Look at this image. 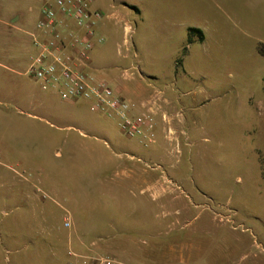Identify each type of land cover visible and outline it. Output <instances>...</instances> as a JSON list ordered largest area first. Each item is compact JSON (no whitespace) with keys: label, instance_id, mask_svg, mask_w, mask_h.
I'll return each instance as SVG.
<instances>
[{"label":"rangeland","instance_id":"rangeland-1","mask_svg":"<svg viewBox=\"0 0 264 264\" xmlns=\"http://www.w3.org/2000/svg\"><path fill=\"white\" fill-rule=\"evenodd\" d=\"M103 1L108 9L131 8L127 10L135 23L131 48L123 45L121 24L108 33L104 49L95 51L104 73L124 65L122 52L159 87L204 103L196 117L205 125L198 135L201 142L196 138L192 146L169 143L168 155L161 147L157 159L151 160L148 154L158 147L138 146L133 151L143 159L140 165L165 171L170 174L167 184L183 188L157 194V216L173 211L178 216L188 205L191 217L206 208L221 220L214 229L220 244L227 241L230 249L223 253L219 249L221 254L213 259L202 254L185 264H240L244 251L253 253L251 264H264V0H97V4ZM42 9L43 0H0V264H69L70 250L121 261L113 257L116 243L110 250L104 246L101 235L106 226L88 223L90 201L83 193L84 188L94 190L88 197L93 196L95 213L101 215L106 197L103 200L100 184H111L115 168L85 153L114 156L127 152L135 141L121 132L116 120L92 112L88 102L62 101L57 92L42 91L27 73L35 53L30 34ZM191 29L200 30L204 41ZM187 101L192 105L191 98ZM218 139L226 143L219 145ZM31 182L40 189L43 217L17 218L13 213L24 211L18 206V190ZM54 188L61 193L56 195ZM11 194L16 196L10 199ZM71 200L77 208L70 207ZM21 202L25 205L22 196ZM113 202H106L107 207ZM69 208L77 216L66 227ZM142 214V209L129 208L119 219L141 220ZM23 219L30 222L12 223ZM141 227L133 226L137 232ZM169 229L158 225L157 238ZM35 232L42 235L35 238ZM195 232L187 238L196 241L205 235ZM159 245L155 264H180L167 263ZM129 257H134L132 248Z\"/></svg>","mask_w":264,"mask_h":264},{"label":"crops","instance_id":"crops-1","mask_svg":"<svg viewBox=\"0 0 264 264\" xmlns=\"http://www.w3.org/2000/svg\"><path fill=\"white\" fill-rule=\"evenodd\" d=\"M105 4L106 1L97 4V0H92V9L98 10L104 14V19L99 22L97 28V30L99 29V34L102 36L97 33L98 36H104L103 38L105 40L107 36L109 37L108 33L111 31L114 32L115 27L117 29L121 24L123 25L122 28L124 31V22H132L135 34L132 9L127 6L126 8H119L114 5L110 6L108 9ZM127 9L131 10L128 11ZM111 22H114L113 24L115 26ZM72 29L75 30L74 25H72ZM77 33H79V31H77ZM122 42L123 45H125L124 38ZM120 45L122 46V44H119V48H121ZM103 49V43L96 44V48L92 55V69L90 74L97 80H103L109 83L118 94L136 106V111L151 113L156 121V140L154 143L147 145L140 140H134L135 146L127 147V152L115 153L114 156L104 152L100 154L94 153L95 155L92 151V154H88L89 152L85 153L91 157V160L94 158L96 161H99L101 165L109 162L110 165L115 168L111 171L113 175L110 180L111 184L108 187H104L100 184V192L102 193L103 200L106 197L105 200L107 203L111 200L114 201L112 205H109L110 208L107 207L108 204L106 202H102L101 215L95 213L96 205L93 206L92 204L93 196L88 197V194L93 193L94 190L91 188L83 189L86 202L90 201V205L86 206V209L89 210L85 212L86 217H88V223L106 226L102 227L103 233L101 235V239L105 242L104 246H106V250H110V245L116 243V256L113 257H116L126 264H155L158 243L160 244L159 247L164 253L163 257L166 259L167 263L185 264L187 261L194 259V257H199L202 254H207L210 259H213L214 255L219 256L221 254L219 249L222 253L223 251H228L230 245H228L227 241L221 245L220 240L217 238L216 229H214L215 226L221 223V220H219V216L214 214V212L211 213V210L202 208L199 214L191 217L190 208L186 205L183 207L184 210H180L181 212L178 216L174 211L164 216H157L155 209L158 197L157 194L172 193L179 188L183 191V188L181 186L167 184V178L170 174L168 175L165 171L160 172L146 165H140L143 159L133 154V151H138V146L144 149L158 147L154 154H148L147 157L151 160L152 158L157 159L160 153L158 149L161 147L166 148V154L168 155L170 149L167 146L169 143L170 145L176 142L188 146L195 145L196 138L200 141V137L198 136L199 132H201V129L202 131L205 129V125H202V122L196 119L198 115L197 111H204V103H200L201 101L198 102L195 97H189L186 93H180L173 89L168 91L165 87H159L156 80L148 79L133 63H129V57L122 52L121 55L124 65H119L120 67H114L109 72L107 71L104 73L105 68L101 65L102 59L98 54L96 57L94 56L96 50L99 52ZM187 98H191L192 105L189 104ZM81 134L86 136L83 131ZM206 139L207 138H204L203 140ZM216 141L219 145H224L226 143L221 139ZM97 175L98 174H96L95 177H97ZM39 192L40 189H37L34 183L29 186H24L22 191L18 190L20 194L18 206L23 207L24 211L21 209V212L13 214H18L19 216L17 218L42 219L44 208H41L40 196L38 195ZM53 192L58 195L61 193V190L59 188H54ZM15 196L16 194H11L10 199ZM21 196L25 205L21 202ZM163 198L164 196L159 197L160 200ZM1 202H3L2 199L0 203ZM72 204L74 208L78 207V205L71 200V208ZM129 208L137 211L142 209L143 214L141 220L134 219L130 221L126 218L123 220L119 219L125 215V209ZM7 213L6 216L11 215V213L10 215L9 212ZM65 215L70 218L71 224L72 219L77 216L76 212L71 209L70 211L67 210ZM116 215L118 219L115 217ZM97 219H100V221L98 222ZM28 222L30 221H25L23 219L22 221H13L12 223L21 225L22 223L26 224ZM158 225L170 227V229L163 236H159V238H157L158 236L156 235V227ZM175 225L179 226L172 227ZM133 226H142L138 229L140 234ZM190 226H192V228H189ZM195 231H204L202 233H205V235L196 241H194L192 237L187 238L189 234L195 235ZM114 233L117 237L115 240L113 239ZM36 234H38V237L42 235L41 233L35 232V238ZM130 246L132 251H134L132 260L129 257L131 251ZM90 247L93 249L92 244ZM91 248L89 249L91 250ZM137 255L140 257L139 261L136 259ZM241 256V260L244 262L241 261L240 264H246L247 262H249V264L252 263V252L247 253L244 251Z\"/></svg>","mask_w":264,"mask_h":264},{"label":"built area","instance_id":"built-area-1","mask_svg":"<svg viewBox=\"0 0 264 264\" xmlns=\"http://www.w3.org/2000/svg\"><path fill=\"white\" fill-rule=\"evenodd\" d=\"M103 19L102 12L92 9V0H43L41 16L30 34L35 53L27 73L42 91H55L65 102L86 101L92 112L116 120L127 138L152 144L156 140L154 116L136 111V106L109 83L90 74L96 44L105 41L97 34ZM133 33L132 25L124 22V43L128 48L133 46ZM65 225L71 227L69 217ZM68 255L69 264H124L112 258L84 257L73 250Z\"/></svg>","mask_w":264,"mask_h":264},{"label":"trees","instance_id":"trees-1","mask_svg":"<svg viewBox=\"0 0 264 264\" xmlns=\"http://www.w3.org/2000/svg\"><path fill=\"white\" fill-rule=\"evenodd\" d=\"M190 32L192 34H199L200 36V39L203 41L204 40V34L200 31V30H197V29H191ZM261 53L264 55V47L261 48Z\"/></svg>","mask_w":264,"mask_h":264}]
</instances>
